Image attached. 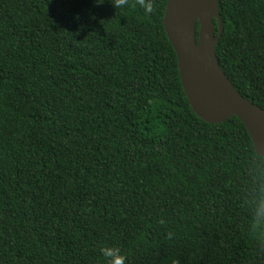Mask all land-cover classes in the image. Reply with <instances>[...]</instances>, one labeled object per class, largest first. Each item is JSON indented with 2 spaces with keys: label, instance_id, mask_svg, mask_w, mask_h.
I'll list each match as a JSON object with an SVG mask.
<instances>
[{
  "label": "trees",
  "instance_id": "trees-1",
  "mask_svg": "<svg viewBox=\"0 0 264 264\" xmlns=\"http://www.w3.org/2000/svg\"><path fill=\"white\" fill-rule=\"evenodd\" d=\"M218 1V62L264 109V0ZM167 2L0 0V264H107L106 246L125 264H264V158L239 118L192 110Z\"/></svg>",
  "mask_w": 264,
  "mask_h": 264
},
{
  "label": "water",
  "instance_id": "water-1",
  "mask_svg": "<svg viewBox=\"0 0 264 264\" xmlns=\"http://www.w3.org/2000/svg\"><path fill=\"white\" fill-rule=\"evenodd\" d=\"M163 24L194 113L210 124L236 116L246 127L256 153L264 158V109L236 90L217 59L216 46L224 31L219 1L168 0Z\"/></svg>",
  "mask_w": 264,
  "mask_h": 264
},
{
  "label": "clouds",
  "instance_id": "clouds-1",
  "mask_svg": "<svg viewBox=\"0 0 264 264\" xmlns=\"http://www.w3.org/2000/svg\"><path fill=\"white\" fill-rule=\"evenodd\" d=\"M104 0H95L96 4H102ZM115 9L127 6V0H111ZM136 3L143 8L145 15L153 12L152 0H136ZM252 210L254 222L264 221V188L259 190L253 197ZM163 223V221H161ZM256 242L260 249L264 250V236L257 235ZM100 252L107 264H125L126 257L116 247H102Z\"/></svg>",
  "mask_w": 264,
  "mask_h": 264
}]
</instances>
